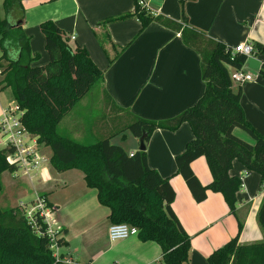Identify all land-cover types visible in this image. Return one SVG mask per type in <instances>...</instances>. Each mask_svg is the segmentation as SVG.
I'll use <instances>...</instances> for the list:
<instances>
[{
    "label": "crops",
    "instance_id": "crops-1",
    "mask_svg": "<svg viewBox=\"0 0 264 264\" xmlns=\"http://www.w3.org/2000/svg\"><path fill=\"white\" fill-rule=\"evenodd\" d=\"M179 1L142 0L153 14L175 21L181 19ZM22 5V29L29 37L31 53L38 55L31 65L48 62L39 24L51 20L66 34L68 44L84 48L102 71V93L116 111L123 109L133 116L160 121L194 104L203 92L200 56L182 42L179 32L156 22L139 31L140 23L135 17L103 23L129 11L132 0H22ZM183 11L188 28L231 48L244 42L264 44V0H186ZM104 35L107 40H103ZM70 36L74 39L70 40ZM116 50L119 54L109 63ZM262 63L264 56L251 55L243 64L242 69L251 74L252 80L240 84V105L246 120L264 135V80L258 73ZM237 85L233 83V89ZM8 104L0 100V116ZM65 121L70 133V125L76 120L68 117ZM233 133L250 141L240 129L235 128ZM115 136L127 154L138 150V139L128 131ZM31 138L35 141L36 165L26 176L16 170L3 172L6 182L2 183L0 196L3 201L15 200L4 207L44 196L57 208L52 226L62 230L64 244L58 253L69 264H163L161 249L153 241L143 242L137 235L110 241L109 209L98 203L96 190L86 186L83 173L77 169H53L50 149L37 143L33 135ZM191 138V129L185 122L174 131L154 130L146 143L147 164L167 177L175 192L171 208L190 237L189 264H207L206 257L212 250L236 234L238 220L242 222L239 243L264 239L256 219L263 192L259 175L234 159L229 173L241 180L236 214L229 211L217 192H207L204 200L196 202L176 173L174 161ZM190 167L201 184L210 181L204 157L192 161ZM2 177L1 173L0 180Z\"/></svg>",
    "mask_w": 264,
    "mask_h": 264
},
{
    "label": "trees",
    "instance_id": "trees-1",
    "mask_svg": "<svg viewBox=\"0 0 264 264\" xmlns=\"http://www.w3.org/2000/svg\"><path fill=\"white\" fill-rule=\"evenodd\" d=\"M185 1H179L180 21L153 14L142 0H132L129 11L103 23L135 17L140 23L139 31L156 22L179 32L182 42L200 56L204 82L201 96L175 116L160 121L146 120L117 108L128 118L122 128L90 143L72 138L68 128L60 125L66 117L71 118L73 109L92 87H101L102 71L84 48L71 47L66 34L51 20L39 24L48 62L32 66L38 55L31 53L29 37L22 29V0H2L3 15H0V89H10L22 112V125L37 143L50 149L49 163L53 169H77L83 173L86 186L96 190L98 203L109 209L110 223H126L137 229L141 241L157 243L163 264H189L190 237L171 208L175 192L168 178L147 164L146 143L156 129L174 131L184 122L189 125L192 138L174 161L176 173L196 202L204 200L207 192H217L229 211L236 214V193L241 180L229 173L231 162L236 159L248 171L256 172L263 192L256 219L264 235V135L246 120L240 105L241 87L233 89L229 76L230 70L240 69L247 57L188 28L183 11ZM105 39L108 38L104 35ZM251 44L252 55L264 56V44ZM118 54L116 50L109 63ZM258 73L264 80V63ZM235 128L247 134L250 141L236 136ZM124 131L137 139L145 132V148L127 154L121 146L110 143L113 135ZM91 133L89 130L86 135L93 138ZM11 151L12 148H0V175L16 170L7 161ZM199 157H204L211 176L205 185L190 167ZM237 223L236 234L212 250L206 257L207 264H264V239L239 243L242 222ZM44 231L40 221L37 229L30 227L23 208L0 207V264H65L62 254H58L57 260L54 258ZM63 244L60 235L56 245Z\"/></svg>",
    "mask_w": 264,
    "mask_h": 264
},
{
    "label": "built area",
    "instance_id": "built-area-1",
    "mask_svg": "<svg viewBox=\"0 0 264 264\" xmlns=\"http://www.w3.org/2000/svg\"><path fill=\"white\" fill-rule=\"evenodd\" d=\"M69 39L73 40L74 36H70ZM231 50L249 57L252 55L253 46L250 42H244L233 46ZM229 76L233 83L239 85L252 80L251 74L245 72L242 67L230 70ZM21 113L16 103L8 104L7 107L2 109L0 116V148H12V151L7 155L8 163L12 164L16 170H23L24 174L27 175L36 165V153L33 145L35 141H33L31 135L22 125L20 121ZM23 204L19 203L21 208H23L24 218L30 227L37 229L38 221L44 224V233L50 242L49 247L57 260L59 247L56 245V239L60 236V230H56L52 226L53 216L57 212V208L40 195L32 202L26 205ZM107 233L109 240L115 241L137 235V229L126 223H111L108 226ZM62 262L65 264L70 263L65 259Z\"/></svg>",
    "mask_w": 264,
    "mask_h": 264
},
{
    "label": "rangeland",
    "instance_id": "rangeland-1",
    "mask_svg": "<svg viewBox=\"0 0 264 264\" xmlns=\"http://www.w3.org/2000/svg\"><path fill=\"white\" fill-rule=\"evenodd\" d=\"M1 2L2 0H0V15H3ZM23 8L25 10L24 6ZM1 92L0 100L4 105L8 104L9 102H15L9 88H4L1 90ZM71 117L76 120V122L70 125L69 128L71 137L79 141H84V143H90L95 139L103 138L105 135L107 136L110 132L114 133L120 130L122 125L128 120V118L123 113L116 111L111 106L108 99L103 95L101 87L98 85L92 87L87 95L81 99L79 104L73 109ZM65 120H67V117L61 123L60 127H66L67 121ZM89 130L92 132L91 135H93V138L86 135L87 131ZM110 139V143L112 144L118 146L123 145V143L120 142V138L118 136L113 135ZM16 171L24 174L23 170L21 171V169H17ZM2 176L3 177L0 181L5 185L6 175L2 173ZM24 176H26V174H24ZM12 201L15 200L12 199L11 201H3L0 196V207L15 203ZM26 204L27 203H24L23 205ZM13 207L21 206L17 204Z\"/></svg>",
    "mask_w": 264,
    "mask_h": 264
},
{
    "label": "water",
    "instance_id": "water-1",
    "mask_svg": "<svg viewBox=\"0 0 264 264\" xmlns=\"http://www.w3.org/2000/svg\"><path fill=\"white\" fill-rule=\"evenodd\" d=\"M145 137H146V133L142 132L141 136L138 138V143H139L138 149L139 150H143L145 148V144H144Z\"/></svg>",
    "mask_w": 264,
    "mask_h": 264
}]
</instances>
